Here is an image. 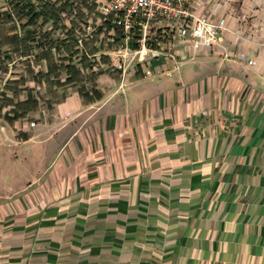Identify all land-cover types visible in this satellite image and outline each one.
<instances>
[{
    "label": "crops",
    "instance_id": "obj_1",
    "mask_svg": "<svg viewBox=\"0 0 264 264\" xmlns=\"http://www.w3.org/2000/svg\"><path fill=\"white\" fill-rule=\"evenodd\" d=\"M227 29L148 65L122 40L99 100L41 87L0 117V264H264V51L238 62Z\"/></svg>",
    "mask_w": 264,
    "mask_h": 264
},
{
    "label": "trees",
    "instance_id": "obj_2",
    "mask_svg": "<svg viewBox=\"0 0 264 264\" xmlns=\"http://www.w3.org/2000/svg\"><path fill=\"white\" fill-rule=\"evenodd\" d=\"M0 2L4 5L0 8V117L17 121L38 110L44 97L36 89L41 87L79 86L85 105L101 98L95 83L102 74L100 64H109L110 59L102 55L97 61L95 56L105 50L112 31L114 41L107 52L120 47L124 35L106 22L79 39L77 33H83L81 27L93 12L89 0ZM151 47L158 49L156 44ZM131 48H139L135 40ZM19 68L23 72L13 75Z\"/></svg>",
    "mask_w": 264,
    "mask_h": 264
},
{
    "label": "built area",
    "instance_id": "obj_3",
    "mask_svg": "<svg viewBox=\"0 0 264 264\" xmlns=\"http://www.w3.org/2000/svg\"><path fill=\"white\" fill-rule=\"evenodd\" d=\"M89 5L97 9L103 23L109 22L123 33L124 41L135 40L139 48L134 52V61L140 65H148L160 55L161 42L152 41L156 24L161 25L160 29L169 28L173 41H190L197 52L209 48L216 34L226 31L225 19L196 15L184 0H89ZM152 44L158 49L152 48ZM153 74L150 68L144 71L145 77Z\"/></svg>",
    "mask_w": 264,
    "mask_h": 264
},
{
    "label": "rangeland",
    "instance_id": "obj_4",
    "mask_svg": "<svg viewBox=\"0 0 264 264\" xmlns=\"http://www.w3.org/2000/svg\"><path fill=\"white\" fill-rule=\"evenodd\" d=\"M184 1L186 7L196 13V15L213 16L214 18H224L226 20L228 34L236 39L234 43L236 53H233L232 57H236L238 62H249L247 59L248 55L245 53L257 56L259 53H262L261 51H264V0ZM3 7V3L0 2V8ZM91 8L93 9V12L88 18H86V24L81 27L83 33H77L79 39L83 38V34L91 36L93 32H95V29L97 30V27H100L103 24V19L97 9L94 6H91ZM160 26L161 25L159 24L154 26L153 32L155 33V36L153 35L152 41L155 39L161 43L166 42L167 40L172 41L173 38L170 29H160ZM112 44L113 43H109L108 41L107 45L104 46V49L107 50L108 45ZM244 51L246 52L244 53ZM124 54L125 53L122 50L115 53V56L112 58L114 66L121 67L122 64L126 65L130 62L132 53L127 56H124ZM22 72L23 70L19 68L13 75H18ZM7 77L9 78L10 76Z\"/></svg>",
    "mask_w": 264,
    "mask_h": 264
}]
</instances>
